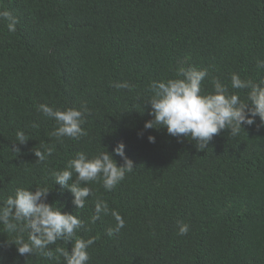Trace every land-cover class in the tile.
<instances>
[{"label": "trees", "instance_id": "trees-1", "mask_svg": "<svg viewBox=\"0 0 264 264\" xmlns=\"http://www.w3.org/2000/svg\"><path fill=\"white\" fill-rule=\"evenodd\" d=\"M2 12L16 23L9 31L0 18V204L17 188L47 187L46 202L83 226L72 242L49 245L53 258L47 259L19 255L6 243L19 233L0 224V264H65L58 249L71 251L75 238L90 237L87 264H264L259 117L236 136L229 129L214 135L203 150L166 127H144L153 119L150 84L175 78L181 66L208 69L203 93L218 78L247 100L248 90L232 89L230 76L264 80V68H257L264 60V0H0ZM122 82L131 88L115 87ZM40 104L86 107L87 135L50 136L58 125L37 110ZM17 131L25 133V144L17 143ZM121 142L134 170L111 191L102 182L81 184L92 194L77 209L52 173L78 152L92 157L106 150L123 165L113 152ZM36 147L53 152L37 162ZM98 199L125 221L111 237L110 213L91 220ZM180 222L189 225L186 235L178 234Z\"/></svg>", "mask_w": 264, "mask_h": 264}, {"label": "clouds", "instance_id": "clouds-1", "mask_svg": "<svg viewBox=\"0 0 264 264\" xmlns=\"http://www.w3.org/2000/svg\"><path fill=\"white\" fill-rule=\"evenodd\" d=\"M8 23L9 31L15 30V19L10 13H0ZM257 68H264V60L257 61ZM208 76L207 68L178 67L175 78L153 81L150 84L151 95L146 102L151 107L150 115L153 119L146 121V129L166 127L168 134L173 137H187L196 142L198 150H203L214 135L225 129L230 130V135L236 136L243 128L242 125H252L259 117L264 124V80L254 82L251 79H242L238 73H232L230 83L232 89H247V100H241L238 93L230 92L228 85L218 78H213V91L203 93L202 82ZM117 88L130 89L127 82L118 83ZM45 117L56 121L57 127L49 134L60 140L63 137L79 139L87 135L82 127L86 122L88 109L69 107L54 109L47 104H40L37 108ZM34 128L39 125L33 122ZM17 143L23 145L28 139L23 131L16 133ZM150 143H155V137L149 136ZM13 150L19 152L16 144ZM43 147V145H41ZM37 162H44L53 152V147L33 149ZM113 152L123 158V165L117 164L112 153L102 151L89 157L84 152L67 161L64 169L52 173L55 184L69 190L73 195L72 203L77 209L83 208L87 197L92 190L88 182H102L104 189L111 191L124 180L127 172L134 170L133 161L125 155V145L119 143ZM75 180L73 181V174ZM70 181H73L69 183ZM49 188L37 186L35 191L26 188H17L14 195H9L0 204V224L8 233L18 232L13 242L21 256H31L39 253L44 258L52 259L53 252L48 246L56 244L58 240L72 242L76 237V230L83 226V221L78 216L62 212L54 204L47 203ZM111 214L116 221L114 228L107 230L109 237L119 232L124 227L125 221L118 211L110 210L107 202H95L93 223L100 219L101 214ZM178 234L186 235L189 225L178 223ZM28 233L27 241L23 233ZM95 242V237L88 239L75 238L71 251L58 249L65 259V264H87L89 254L87 249Z\"/></svg>", "mask_w": 264, "mask_h": 264}]
</instances>
